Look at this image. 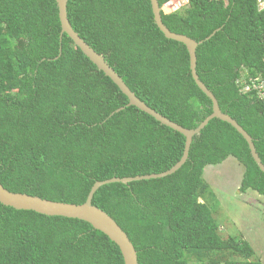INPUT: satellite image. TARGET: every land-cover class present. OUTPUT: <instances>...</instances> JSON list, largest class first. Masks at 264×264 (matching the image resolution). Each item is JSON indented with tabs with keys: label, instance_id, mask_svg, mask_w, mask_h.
Returning a JSON list of instances; mask_svg holds the SVG:
<instances>
[{
	"label": "trees",
	"instance_id": "obj_1",
	"mask_svg": "<svg viewBox=\"0 0 264 264\" xmlns=\"http://www.w3.org/2000/svg\"><path fill=\"white\" fill-rule=\"evenodd\" d=\"M66 12L72 30L148 108L187 130L211 115L185 46L165 39L149 0H68ZM161 19L171 33L203 41L196 74L220 111L250 136L264 166V101L242 94L236 83L241 69L264 74V11L256 0H189ZM60 33L55 0H0V185L82 205L96 182L161 174L176 165L185 138L127 107L126 96ZM228 158L244 170L239 192L264 196V174L247 143L213 119L174 174L102 186L92 205L127 235L138 264H261L248 242L223 238L213 216L216 199L203 173ZM0 264L124 261L85 222L0 204Z\"/></svg>",
	"mask_w": 264,
	"mask_h": 264
},
{
	"label": "water",
	"instance_id": "obj_2",
	"mask_svg": "<svg viewBox=\"0 0 264 264\" xmlns=\"http://www.w3.org/2000/svg\"><path fill=\"white\" fill-rule=\"evenodd\" d=\"M58 8V18L61 27L60 37L65 34L72 41L74 46L78 48L81 53L101 71L107 78H109L120 92L128 99L127 107L133 106L144 114L152 117L160 125L165 126L185 138L184 151L179 162L174 165L170 170L161 174H152L147 176H137L134 178H112L103 182H96L90 189L85 202L82 205H72L51 202L40 199L38 197H32L25 194L11 193L5 190L0 185V204L4 207L14 209L16 211H31L47 217H62L67 219H76L89 224L94 230L105 235L112 243H114L122 255L124 264H138L137 255L133 245L129 241L127 235L121 230V228L103 211L92 205V199L96 191L105 185L109 184H123L127 185L131 182L142 181V180H155L161 179L166 176L174 174L179 170L186 162L188 158V152L192 139L199 135L201 130L213 119L220 120L224 123L229 124L234 128L238 134L247 143L252 159L254 160L257 167L264 174V166L259 159L256 150L254 148L252 139L250 136L229 116L223 114L218 106L216 99L213 94L200 82L196 74V49L203 41L195 42L194 40L184 36L171 33L162 23L161 13L162 9L159 7L157 0H149L151 11L153 15V21L159 31L163 34L165 39L180 43L185 46L189 55V68L192 79L200 91L212 102V113L208 116L196 129L187 130L184 129L166 118L162 117L152 109L148 108L142 103L125 85L122 79L114 72V70L105 62L104 58L93 51L71 28L67 19V3L68 0H55ZM220 29L214 31L206 41L219 32ZM123 110V108L117 110L115 113ZM114 114V113H113ZM111 114L110 116H112Z\"/></svg>",
	"mask_w": 264,
	"mask_h": 264
},
{
	"label": "rangeland",
	"instance_id": "obj_3",
	"mask_svg": "<svg viewBox=\"0 0 264 264\" xmlns=\"http://www.w3.org/2000/svg\"><path fill=\"white\" fill-rule=\"evenodd\" d=\"M163 11L171 14L172 9L165 7ZM243 172V167L236 160L228 158L216 167L206 168L203 179L216 199L212 212L220 226V235L223 238H242L260 258L262 248L264 253V196L252 190L239 192Z\"/></svg>",
	"mask_w": 264,
	"mask_h": 264
},
{
	"label": "built area",
	"instance_id": "obj_4",
	"mask_svg": "<svg viewBox=\"0 0 264 264\" xmlns=\"http://www.w3.org/2000/svg\"><path fill=\"white\" fill-rule=\"evenodd\" d=\"M188 3L189 0H169L165 7H170L171 12H175L187 6ZM256 8L258 12L264 11V0H256ZM239 74L236 83L240 87V92L252 95L259 101H264V74L250 75L247 69H241Z\"/></svg>",
	"mask_w": 264,
	"mask_h": 264
},
{
	"label": "crops",
	"instance_id": "obj_5",
	"mask_svg": "<svg viewBox=\"0 0 264 264\" xmlns=\"http://www.w3.org/2000/svg\"><path fill=\"white\" fill-rule=\"evenodd\" d=\"M259 255H260V258L257 255L256 256L261 260V264H264L263 263V258H264L263 248Z\"/></svg>",
	"mask_w": 264,
	"mask_h": 264
},
{
	"label": "clouds",
	"instance_id": "obj_6",
	"mask_svg": "<svg viewBox=\"0 0 264 264\" xmlns=\"http://www.w3.org/2000/svg\"><path fill=\"white\" fill-rule=\"evenodd\" d=\"M185 7H186V6H185ZM164 8H165V5H164L163 7H161V9H162V13H163V14H165L164 11H163ZM183 8H184V7H183ZM180 10H181V9H180ZM180 10H177V11H180ZM175 12H176V11H175ZM171 13H174V12H171ZM165 15H168V14H165Z\"/></svg>",
	"mask_w": 264,
	"mask_h": 264
}]
</instances>
